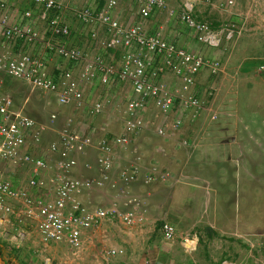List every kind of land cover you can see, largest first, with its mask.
I'll use <instances>...</instances> for the list:
<instances>
[{
    "label": "built area",
    "instance_id": "2783aa9c",
    "mask_svg": "<svg viewBox=\"0 0 264 264\" xmlns=\"http://www.w3.org/2000/svg\"><path fill=\"white\" fill-rule=\"evenodd\" d=\"M78 1L33 0L36 6L21 14L19 20H13L8 5L0 3L5 47L0 55V165L12 162L26 168L21 180L0 172V211L15 229L12 237L23 238L22 227L29 225L43 243H65L69 250L67 257L78 256L88 237L105 222L112 220L126 226L143 223L145 217L138 210V203L125 191H119L116 198L130 205L126 211L120 208L118 201L108 207L97 206L92 201L87 204L80 195L105 190L111 181L110 173L117 166L118 151L129 150L147 128L149 107L154 105L160 110L165 122L171 120L169 125L157 127L158 134L163 136H171L185 123L193 125L205 111L210 112L208 100L195 86L206 69L212 78L223 73L221 60L190 51L169 40L162 27L148 32L145 24L153 20L157 12L166 11L170 16L176 13L180 23L190 29L200 44L214 49L234 46L246 30L245 22L229 21L213 27L194 15L203 3L227 11L235 4L234 0L219 3L180 0L178 13L171 7L173 0H133L140 16L136 23L124 22L115 16L120 0H101L103 4L100 0H88L83 6L77 5ZM67 12H72L77 22L90 33L89 41L98 44V51L89 53L87 47L80 48L64 41L71 34V27L65 20ZM38 14L40 20L46 22L44 33L39 25L29 23ZM110 54L118 58L112 61ZM46 55L60 61L55 65ZM53 67L58 70L56 75ZM260 70L264 71V65ZM4 74L23 80L31 91L54 95L62 106L83 109L91 118L104 113L113 97L103 96L106 94L101 92L100 99L93 100L91 95H86L88 85L95 88L97 84L106 90L120 86L127 92L129 97L112 104L113 111L124 120L123 131L97 143L101 152L97 158L99 178H79L74 174L79 163L75 152H84L94 145V140L83 131H76L72 118L59 131V139L48 147L58 158L47 159L30 150L32 145L41 144L43 133L50 126L31 117L24 103H16L5 88ZM211 83L206 85L210 94L214 89ZM124 87L128 88L124 90ZM49 119L52 124L56 122L57 113L50 114ZM87 167L91 166L87 164ZM136 167L121 168L120 179L126 182L137 179L140 172ZM156 171L157 167H153L145 175V181L156 180ZM162 232L168 241L178 236L177 229L169 222L163 223ZM259 246L264 251V244ZM123 253V249L117 247L103 249V264H112L113 258ZM63 264L69 263L65 260ZM224 264L231 263L225 261Z\"/></svg>",
    "mask_w": 264,
    "mask_h": 264
},
{
    "label": "crops",
    "instance_id": "0c3cea01",
    "mask_svg": "<svg viewBox=\"0 0 264 264\" xmlns=\"http://www.w3.org/2000/svg\"><path fill=\"white\" fill-rule=\"evenodd\" d=\"M84 1L86 2L88 0H79L77 2V5L83 6ZM2 2L8 5V12L13 20H19L22 16L21 14H24V12L30 9L31 7L36 6L33 0H0V3ZM100 2L101 4H103V1L100 0ZM219 2L222 1H218V2L215 1V3H219ZM205 4H207L208 6L207 8L209 10L205 13L204 16H199L198 14V17L203 18L204 20L207 19V17L208 18L210 17L208 20H210L211 22H217V23L220 22L221 19L218 18V13H217L218 10L215 8L214 11L213 5H210L208 3H204L203 5H200L197 8L198 10L195 11L196 15L197 12H202L203 7L206 8ZM173 9L178 13V9L175 8ZM114 12H115V16L119 20L124 22L136 23L140 20L139 18L140 16L138 14L139 12L138 5L133 0H120ZM162 13L163 11L157 12L154 15V18H158V15H161L159 19L156 20L155 25L153 24L151 25L149 23L145 24L148 32H152L155 29L162 27L164 31V35L169 40L176 42L180 46H183L189 49L190 51L199 52L207 57L220 59L221 63L223 64V72H224L225 67L223 63V58L221 56H215V55H221L219 53V50H223L224 53L228 52L229 48L233 46L229 45L224 49L208 48L203 44H200L196 40L195 36L192 34L190 29L186 28L182 23L178 25L180 21L176 13L174 14L175 15L174 18H176L174 20H171L170 18H163ZM247 13L248 12L246 13L240 12L239 15L242 16L243 18L235 16L234 17L235 21L239 23L242 21H246V22L249 21L248 17L250 16V14ZM65 20L71 27L70 36L64 38V41L66 43L80 48L87 47L89 53H94L100 49L98 48L99 46L96 42L95 43L88 42L90 40L89 32H86L82 26L74 25V22L76 23L77 20L74 18V14L72 12L66 13ZM257 22L258 23H254V25H252L250 22H249L250 24L247 23L246 24L247 27L245 28L246 30H244V34L250 30L254 32L252 35L248 34L249 37L247 38L255 39L257 35H260L259 38L258 37L256 38L258 40L251 41L249 42V44L248 43L246 44L247 46L246 48L250 50H252V48H255V50H264V43L262 42V39L264 38V32L259 31L258 29L264 26V16H262V19L258 20ZM29 23L36 26L39 25L41 31L43 33L46 32V26H45L46 22L44 23L43 21L40 20L39 14L33 20L29 21ZM175 24H177L180 27L179 28L176 27ZM2 50L4 51L5 47L2 36V27L0 25V55L2 54L1 53ZM48 56L49 55H46L47 58ZM110 58L112 61H115L114 58L116 59L118 57L116 55L110 54ZM51 60L54 61L55 65H57V63L60 61L56 57H54ZM54 68L55 67H53V69ZM55 71L58 72V70ZM221 75L222 73L217 78L216 77L212 78L210 72L207 69L204 70L203 73L198 77L197 85L195 86V89L197 88V90H199L200 95L204 96V98L207 99L208 101L215 100L214 97L217 93L219 82L221 84V80H218V78ZM169 78H172V76L171 77L169 76ZM211 81H212L211 84L214 85V89L210 94L208 92V89L206 88V85ZM94 87L95 88H92L91 85H88L86 88V95H91L90 97H93V100L100 99L101 92H104V94H106L103 96H107L109 98L110 97H115V98L111 101V105L108 104L104 113L93 118L89 117L85 113V111L81 108L64 106L62 109H60V115L57 114L58 115L57 120L56 122H54L55 125H53L49 119V115L56 112L51 111V106L48 105L47 102L49 99L48 95H51L52 97H54V95L43 92L41 90H35V91L30 90L31 92L28 93L27 97L23 102L25 105L26 112L31 117L36 119L39 123L50 126L51 129H49V131L46 132L47 133L46 136L44 134L45 132L43 133L44 140L46 139L45 140L46 144L50 140L52 143L53 141L59 139V131L66 125L69 118H72L74 129L76 131L78 130L83 131L85 134L93 137L94 140L93 146L86 148L84 152H80V151L75 152V156L77 157L79 163L77 168L74 169V174L79 178L100 177L101 171L97 163V158L101 152L97 148V143L101 139H109L114 134H118L122 132L124 127L123 118L118 116V114L113 111L114 105L112 106L114 101L116 102L117 100L120 101L124 99L123 96L126 94L123 91V89L120 86L118 87L113 86L110 90H106L101 86L97 87V84ZM20 88L21 87L8 89L9 92H11V94L16 99V102L18 99V95L22 94V89L19 90ZM35 92L47 94V100L46 98L41 99V96L30 99L32 94H34ZM46 106L48 110L46 109L47 117L45 119L43 115H39V112L41 111V107L46 108ZM36 107L37 109L39 108L38 111ZM150 110L153 111L154 113L151 117H148L150 115L147 116L149 118V121L147 122L148 126L146 128L147 130L145 129L142 132L143 135H141V137L138 136L140 137V140L138 141L136 140L135 141L136 143L134 142V144L130 147L129 150L127 151L122 150L126 152L127 156H122L121 154H119V151L121 150L118 151L119 160L117 162V166L114 169H112L110 173L111 181H108L105 190L98 189L92 191L89 194L85 192L83 195H80V198L87 204L88 201H92V204H95L97 206H105V207L110 206L114 201H118L120 203V208L123 211H126L131 208L130 205L129 206L124 205V200L122 198L121 199L116 198V195L119 191H125L126 193H129L130 199L136 200V202L138 203L137 207H139L138 210H140L146 217H148L149 207L151 208L155 207L159 209L161 208L162 209L161 211H163V218L165 219V222H170L171 224L175 225L171 221V212L173 210L172 208L174 206L175 200L177 199L176 194L178 193L179 190H181V189L177 190V185L180 183L186 184L189 187H191L192 189L191 192L194 191V188L199 187L200 183H197V181L200 180L198 175H200L201 173L205 174L204 168H207L209 165H211V162H208L209 160L205 161L209 165H205L203 163L199 168V166L194 164L195 161L194 158L198 150H201V152L203 153L205 149V145H204L206 142L205 140L210 139L211 137L210 136H209L210 138L202 137V139H198V138L203 135L205 136L210 135L211 133L201 134L199 132L197 133L196 130L194 132L192 130H188L187 134L181 132L179 133L176 131L174 134H171V136H169V134H167L166 136L160 135L157 132V127L162 124L169 125L171 120L165 122L164 114L160 110H157L154 105H151V107H149L148 112ZM112 111L114 113H112ZM148 112L147 114H149ZM78 117H80L81 119L80 123L75 121V118ZM201 117L202 115L195 121V123L193 124L194 126L193 125H189V126H192L195 129L196 123L200 121ZM147 131L151 133L153 132L155 135H157L156 137L158 136L163 138L168 137L174 141L176 140L175 137H177V135L181 136L182 134L183 138L179 139V144L176 145L175 147H171L169 143H166L165 146L161 147V149L156 147L157 149L156 150L154 148L156 146L155 140L153 139L154 137H150L149 134L148 136L144 135ZM218 132L220 134H224L226 130L218 129ZM232 143H233L232 145L237 144V140L232 141ZM34 145L36 146V144ZM30 150L33 151L32 148ZM156 152H159V154H156ZM41 154L42 153L40 152V155ZM10 164L13 163L8 162L7 164L3 163L2 165H0V172H3L2 174H4L5 176H6L5 172L10 171V168H8L9 167L8 165ZM87 164H89L91 167H87ZM136 166L138 167V170L140 172L137 179L130 182H126L120 179L119 170L121 168L124 167L134 168ZM3 167H5V169ZM153 167H157V171H156L157 179L151 182H146L144 177L146 174H148L151 171ZM206 177H204L202 181H207ZM178 195L182 196V194L180 193H178ZM189 199H191V196H189ZM152 211L156 213L157 209L155 210L152 209ZM177 213L175 214V219ZM217 213L218 211H216L215 214ZM174 221L178 223L176 220ZM192 221L193 220H191V218L190 220H186V225H189ZM146 222L144 224L139 223L133 226H126L120 223L124 227V230H122L121 232L120 229L114 227L115 226L114 224L118 222L112 220L105 222L95 232V234L92 237H88V241L85 243V247L81 250V253L76 257L73 256L65 257L66 253H68L69 251L68 246L65 244L43 243L39 239L38 234H36V232H34L32 227L29 225H24L22 227V231H24L25 235L23 234L24 237L21 239L17 238L16 236L15 238L12 237L13 233L15 232V229L11 227L10 231H6L0 234V264H53L52 259L55 258V256L58 257L61 256V254L63 253L65 254L63 255V257H61L62 258L60 259L61 261L57 264H63L65 260L69 264H103L104 258L102 256V250L111 247L121 248L124 251L123 254H119L118 256L113 258L112 264H121V263L181 264L179 260H182L183 258H187L185 252L183 251L187 249L194 250L193 246L188 248L186 247L187 244H189V242H191L190 244L194 243V240L192 239L186 241L185 242L186 244L182 241H180L179 243L178 242L179 240H176L177 238L174 241L166 240L162 234L163 222L160 223V227H159L160 229L159 232L161 234H158L156 236L155 238L156 240L153 239L154 229H152L151 227L148 228ZM4 223L1 226H3ZM206 224H207L205 228L206 233H211L210 231H213L212 234L213 236L219 233L218 229L214 225H212L211 223H206ZM208 227H210L211 230L208 229ZM178 230L179 229H177V235L178 236L183 235L182 233H179ZM159 238L161 239V241ZM142 239L145 240L144 241L145 247L142 243ZM192 252L193 251H190V253ZM48 255H50V257ZM41 260H44V262ZM217 263H218L217 259H214L213 262H211V264H217ZM191 264H194V262Z\"/></svg>",
    "mask_w": 264,
    "mask_h": 264
},
{
    "label": "rangeland",
    "instance_id": "374dc122",
    "mask_svg": "<svg viewBox=\"0 0 264 264\" xmlns=\"http://www.w3.org/2000/svg\"><path fill=\"white\" fill-rule=\"evenodd\" d=\"M234 1L235 4L229 7L227 11H222L213 6L214 11L215 8L218 10V18L221 19L218 24L235 21V16L242 17L239 15L240 12H248L247 14H250L248 17L249 21H242L245 24L250 22L254 25L264 16V0ZM85 3L84 1L83 5ZM171 7L179 9L180 0H173ZM205 7H203L202 12H197L199 16H204L209 10L207 4H205ZM226 14L229 15L227 16ZM162 15L163 18L176 19L174 18L175 16H170L166 11H163ZM160 16L153 18L149 24L155 25L156 20ZM209 18L207 17V19ZM179 24L181 23L179 22ZM74 25L81 26L78 22H74ZM178 25L175 24L179 28L180 26ZM262 28L258 29L264 32ZM253 33L251 30L247 31L243 35L244 37L242 36V39L240 38L237 41L238 43L236 42L237 44L234 46L230 45L233 47L229 48L228 52L224 53L223 50H219L221 55H215L223 58L225 70L218 78V80H221V84L219 82L217 93L214 97L215 100L208 101L207 105H212L210 112L205 111L202 114L200 121L196 123L195 129L185 123L177 131L186 134L188 130L193 132L196 130L197 133L201 134L211 133L206 135L207 137L203 135L198 138L211 137L205 140L207 143L205 142L204 144L203 153L198 150L194 158V164L199 166V168L203 163L209 165L205 161L209 160L208 162H211V165L204 168L206 175L202 173L198 175L200 179L197 181V183H200L199 187L194 188V191L191 192L192 189L188 185L181 183L177 185V190L181 189L178 193L182 194V196L178 195V193L176 194L177 199L172 208L171 221L175 224V228L179 229V233L183 235L178 236L176 240H179V243L180 241L185 243L186 239L194 240V243L190 244L191 242H189L186 246L187 248L193 246L194 250L187 249L183 251L187 258L179 260L181 264H191L193 262L194 264H211L214 259H217L219 264H224L225 261L231 264H264V251L259 246L262 243L264 244V71L260 70V66L264 65V50L246 48L247 43L258 40L256 38L260 36L257 35L256 37L255 35V39L247 38ZM262 42L264 43V38ZM62 65L65 66L66 63ZM2 80L7 89L21 87L19 90L22 89V94L18 95L16 102L18 104L23 103L28 93L31 92L30 86L23 80L6 74L2 75ZM124 88L126 90L128 87ZM124 92L125 94L127 93L126 91ZM38 96L47 100V94L40 92L32 94L30 99ZM48 96L47 104L51 106V111L60 115V109L64 106L58 104L51 95ZM123 97H125V100L129 96L126 94ZM46 109L47 106L46 108L41 107L39 112V115H43L45 119L47 117L46 111L48 110ZM148 113L147 116L150 115L148 117H151L154 112L150 110ZM148 117L147 122L149 121ZM75 121L80 123V117L75 118ZM49 129L45 131V136ZM218 129H225L226 132L220 134ZM142 132L139 135L140 137L143 135ZM148 134L150 137H154L155 149L156 147L161 149L166 143H169L171 147H175L179 144V139L183 138L182 134L181 136L177 135L174 141L168 137H156L157 135L148 131L144 135L148 136ZM140 137H138L137 141L140 140ZM233 139L237 140V144L232 145ZM45 140L43 137L41 146L32 145L31 148L37 156L55 160L58 155L53 154L48 149L51 140L47 144ZM40 152L42 153L41 155ZM119 154L127 156L124 151H119ZM156 154H159V152H156ZM8 166L10 171L5 172L6 176L21 180L26 168L14 164ZM3 168L5 169V167ZM204 177H206L207 181H202ZM189 196H191V199H189ZM152 209H157L156 213ZM161 210V208L149 207L148 217L144 215L145 219L142 224L147 221V227L154 229L153 239L158 234H161L159 232L160 223H165L163 211ZM216 211H218L217 214H215ZM190 218L193 221L186 225V220H190ZM3 223L4 225L1 226ZM206 223H211L218 229L219 233L214 235L215 237L212 235L213 231L206 233ZM114 225V227L120 229V232L124 230L120 223H115ZM11 227L12 224L6 221L4 214L0 211V234L10 231ZM144 241L142 239L145 247ZM190 251L193 252L190 253ZM64 254L59 257L55 256L52 259L53 264L59 263ZM48 256L50 257V255ZM41 261L44 262V260Z\"/></svg>",
    "mask_w": 264,
    "mask_h": 264
},
{
    "label": "trees",
    "instance_id": "16d2710c",
    "mask_svg": "<svg viewBox=\"0 0 264 264\" xmlns=\"http://www.w3.org/2000/svg\"><path fill=\"white\" fill-rule=\"evenodd\" d=\"M211 1H213V0H211ZM195 16H196V18L198 19V20H201V21H207V22H209V24L211 25V26H213V27H217V26H219L221 23H217V22H211L210 20H208V19H203V18H199L198 17V13H197V15H196V12H195V14H194ZM51 58H54V56H48V61H50L51 60ZM53 61V60H52ZM53 73H54V75H56L58 72L57 71H55V70H53ZM208 229H210L211 230V228L210 227H208ZM211 232V231H210ZM217 264H219V263H217Z\"/></svg>",
    "mask_w": 264,
    "mask_h": 264
},
{
    "label": "clouds",
    "instance_id": "9594fccd",
    "mask_svg": "<svg viewBox=\"0 0 264 264\" xmlns=\"http://www.w3.org/2000/svg\"><path fill=\"white\" fill-rule=\"evenodd\" d=\"M137 139H138V138H137ZM137 139H136V140H137Z\"/></svg>",
    "mask_w": 264,
    "mask_h": 264
}]
</instances>
